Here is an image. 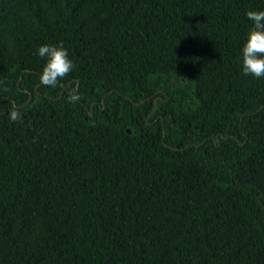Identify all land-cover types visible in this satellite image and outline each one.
Masks as SVG:
<instances>
[{"label":"trees","instance_id":"1","mask_svg":"<svg viewBox=\"0 0 264 264\" xmlns=\"http://www.w3.org/2000/svg\"><path fill=\"white\" fill-rule=\"evenodd\" d=\"M249 10L0 0V264H264ZM61 43L75 67L46 87L37 49Z\"/></svg>","mask_w":264,"mask_h":264},{"label":"clouds","instance_id":"2","mask_svg":"<svg viewBox=\"0 0 264 264\" xmlns=\"http://www.w3.org/2000/svg\"><path fill=\"white\" fill-rule=\"evenodd\" d=\"M246 15L253 24L242 47V70L245 75L261 78L264 77V10H249ZM37 51L46 61L39 76L41 83L46 87L56 88L75 67L69 58L68 50L61 43L43 44ZM4 91H7V88H4ZM9 118L13 122L21 119V113L15 106L9 112Z\"/></svg>","mask_w":264,"mask_h":264}]
</instances>
